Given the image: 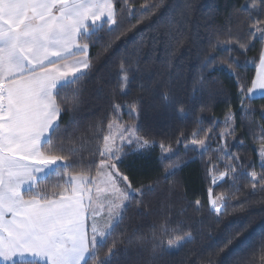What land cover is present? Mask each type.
Returning <instances> with one entry per match:
<instances>
[{
  "label": "trees",
  "instance_id": "trees-1",
  "mask_svg": "<svg viewBox=\"0 0 264 264\" xmlns=\"http://www.w3.org/2000/svg\"><path fill=\"white\" fill-rule=\"evenodd\" d=\"M113 3L117 25L80 40L88 44L90 68L73 86L79 104L72 110L61 103L59 129L45 145L63 148L57 154L68 156L72 167L27 194L51 195L64 184L60 171L93 175L111 161L139 191L126 201L123 220L98 259L115 242L111 264H264V161L257 154L264 145V95H247L264 42L249 36L246 13L236 11L245 0ZM122 64L131 78L125 90ZM111 121L135 123L137 136L154 144L137 152L123 145L116 151L121 159L101 155ZM193 140H204L206 150ZM211 197H223L219 214ZM187 234L191 242L169 247L170 239L174 245Z\"/></svg>",
  "mask_w": 264,
  "mask_h": 264
},
{
  "label": "snow or ice",
  "instance_id": "snow-or-ice-1",
  "mask_svg": "<svg viewBox=\"0 0 264 264\" xmlns=\"http://www.w3.org/2000/svg\"><path fill=\"white\" fill-rule=\"evenodd\" d=\"M236 11L246 13L249 36L264 42V0H245ZM182 22L172 21L175 25ZM105 25H117L113 0H0V264H111L115 255L113 242L108 255L97 258L123 220L128 207L125 202L139 191L127 183L121 187L115 164H102L95 177L60 171L64 184H56L58 190L51 195L36 192L25 198L22 191L25 184L34 188L50 175H57L58 170L72 167L68 156L57 154L63 148L46 149L45 145L51 144L59 129L61 103L72 110L78 107L80 91L73 86L90 68L88 44L80 40H90ZM249 45L254 46L251 41ZM75 53L84 58L69 61ZM120 72L121 88L125 90L131 78L123 64ZM247 91L249 99L264 91V53L260 70ZM162 99L168 101L169 94H163ZM118 110L119 106H114L113 111ZM107 131L100 153L103 156L121 159L114 150L117 140L134 145V152L154 144L137 136L134 126L111 121ZM197 143L206 150L204 140H193ZM160 147L170 151L163 144ZM77 151L69 149L71 155ZM226 175L221 173V178ZM250 175L256 179L255 172ZM122 180L127 182V176ZM222 199L210 201L218 214L222 211L218 200ZM167 231L165 228L164 234ZM191 239L187 234L178 237L174 245L171 239L168 244L179 250Z\"/></svg>",
  "mask_w": 264,
  "mask_h": 264
},
{
  "label": "rangeland",
  "instance_id": "rangeland-1",
  "mask_svg": "<svg viewBox=\"0 0 264 264\" xmlns=\"http://www.w3.org/2000/svg\"><path fill=\"white\" fill-rule=\"evenodd\" d=\"M260 70V66L257 68V70H256V74H255V77H254V79H253V81L255 80V78H256V76H257V73H258V71ZM252 86V85H251ZM247 95L249 96V93H247ZM264 95V91H262V92H258L257 93V96L256 97H259V96H263ZM230 118V117H229ZM117 124H120V125H123V126H125V127H128V126H134L135 127V123H128V124H124V123H120V122H117V121H115ZM229 124H230V119H229ZM230 125H232L233 126V124H232V122H231V124ZM136 128V127H135ZM230 129H231V126H229L228 128H227V130H226V132H229L230 131ZM107 134H108V131H107ZM106 134V135H107ZM137 135V134H136ZM131 146L133 149H134V145H129V144H127V143H122L121 141H119V140H117L116 141V144H115V146H114V150H116V151H118L119 150V148L121 147V146ZM193 145H195L197 148H199V149H202L201 148V146L197 143V144H193ZM257 154H258V156H259V159L261 160V161H264V145H259L258 146V148H257ZM102 164H105V165H107V164H113L111 161H103V162H101V164L99 165V168H98V170L100 169V166L102 165ZM97 170V171H98ZM97 171H96V173H97ZM115 172H117V170H116V168H115ZM96 173L95 174H93V175H89L90 177H95L96 176ZM118 173V172H117ZM122 176L119 174V176H117L116 177V179L118 180V182H120V184H121V187H124L125 186V183H127L128 184V182H123V180H122ZM65 179H66V177H65ZM100 186L101 187H103V184H100ZM35 189H36V186L34 187V188H31L30 189V186L28 185V184H25L24 186H23V188H22V191H24L25 192V198H28L29 196H31V195H28L27 193H29L30 191H35ZM95 191V188H93V192ZM216 198H218V197H211L210 198V200H212V199H216ZM220 201L221 200H218V206L220 207ZM126 203V202H125ZM106 215H107V212H106V209H105V212H104V217L106 218ZM91 221H90V218H89V223H90ZM103 222V220H101V223ZM26 259H30V258H26Z\"/></svg>",
  "mask_w": 264,
  "mask_h": 264
},
{
  "label": "crops",
  "instance_id": "crops-1",
  "mask_svg": "<svg viewBox=\"0 0 264 264\" xmlns=\"http://www.w3.org/2000/svg\"><path fill=\"white\" fill-rule=\"evenodd\" d=\"M264 53V45H263V49H262V52L261 54ZM83 55L80 54V53H75L74 55H72L71 57H69V61H73V60H79V59H83ZM260 58H261V55H260ZM260 58H259V61H258V65H257V68L260 66ZM86 70V69H85Z\"/></svg>",
  "mask_w": 264,
  "mask_h": 264
}]
</instances>
